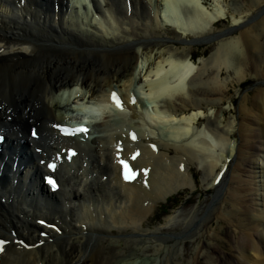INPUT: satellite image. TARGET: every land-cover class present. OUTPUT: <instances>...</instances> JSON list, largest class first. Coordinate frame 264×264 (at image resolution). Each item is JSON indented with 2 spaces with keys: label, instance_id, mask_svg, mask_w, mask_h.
Listing matches in <instances>:
<instances>
[{
  "label": "bare ground",
  "instance_id": "1",
  "mask_svg": "<svg viewBox=\"0 0 264 264\" xmlns=\"http://www.w3.org/2000/svg\"><path fill=\"white\" fill-rule=\"evenodd\" d=\"M104 1L110 18L101 19L103 24L97 20L99 28L94 22H76L75 12L67 16L66 0H0V130L7 127L10 132L9 147L5 156H0V164L6 160L0 170V264H133L135 251L145 253L150 248L160 262L166 254L173 257L179 241L185 238L179 234V243L174 239V245L167 247L156 237L161 228L173 226L178 215L166 216L163 226L153 230L143 224L160 200L195 186L190 168L193 163L203 169L202 181L210 180L204 190L217 187L213 184L217 172L234 152L230 137L235 121L222 126L224 113L218 116L220 111L214 110L207 116L205 129L197 132L195 129L204 121L201 110L204 105L214 106L226 99L228 83L240 85L250 77L251 70L255 77H264V70L259 74L264 65V15L254 24H244L264 7V0H214L215 6L209 9L201 5L203 0H170L183 7L185 18L176 21L163 12L161 27L155 24L161 0H154L155 8L146 0ZM227 1L234 2L232 13ZM75 4L80 8V0ZM228 17L229 27L238 34L225 39L222 30H215V24ZM85 25L92 28L88 30ZM169 25L176 30L173 41L160 31ZM185 37L183 43L179 42L182 50L173 49L174 41ZM215 39L218 43L214 50L195 68L191 61L195 59L194 46L204 51ZM159 46H164L161 52L152 49ZM244 58H252V66ZM112 90L123 97L124 111L114 105L109 95ZM131 92L136 101L133 106ZM256 92L248 113V97H244L242 122L235 131L242 141L238 154L246 157L244 167L236 169L240 174L234 176L236 185L231 192L222 195V184L212 195L213 204L222 205L229 197L232 205L221 232L228 256L212 254L209 222L224 217L219 210L197 233L209 237L196 253L198 260L203 257L201 264H264V236L259 230L264 226V157L263 165L253 158L258 151L264 152V89ZM143 99L158 103L154 113L137 110ZM174 99L184 103H180L183 107L172 109L170 102ZM89 102L100 107L97 112L102 115L99 124L92 127L96 134L90 130L86 142L61 138L54 124L70 120L59 116L61 110L78 105L87 109ZM109 111L130 119L123 116L114 123ZM187 111L199 112L175 121L177 115ZM144 117L148 119L147 128L132 125L135 120L142 124ZM32 126L38 128L40 139L26 138ZM131 128L138 134L136 141L130 139ZM25 138L21 144L20 139ZM134 150L139 155L136 160L131 156ZM16 157L17 169L12 173ZM64 157L71 161H64ZM44 159L58 163L53 172L61 185L59 193L49 194L41 186L39 178L45 166L39 163ZM121 161L131 163L139 172L137 180L120 178ZM74 166L71 173L68 168ZM16 174L21 181L16 188L24 194L22 198L11 190ZM242 174L245 179H241ZM249 204L262 207L256 209L258 215L255 211L251 214ZM193 214L191 210L184 220ZM120 235L123 239H118ZM106 236L112 237L108 240L111 245L123 240L124 248L112 256L107 255L108 249L89 250ZM128 246L131 256L125 255Z\"/></svg>",
  "mask_w": 264,
  "mask_h": 264
},
{
  "label": "rangeland",
  "instance_id": "2",
  "mask_svg": "<svg viewBox=\"0 0 264 264\" xmlns=\"http://www.w3.org/2000/svg\"><path fill=\"white\" fill-rule=\"evenodd\" d=\"M146 1H148L149 3L151 2L150 3L151 7L155 8L154 7L155 4L151 0H146ZM203 1H205L206 8H208V9L213 8L215 6V4L217 3V0H215L216 3L214 2V0H203ZM225 3H226V5L228 4L227 7L229 9V12L232 13L233 11L231 9H235V5L233 4L234 2L227 1ZM263 15H264V7L258 8L256 13L253 14L251 16V18L249 17L244 24H248V25L254 24ZM158 19H159V21H158ZM162 21H163L162 18L161 17L159 18V15H158L156 17L155 24L158 23V25L160 24L159 27H161V26H163V24L160 23ZM230 23H231V18L228 17V19L216 23L215 24L216 28L215 27L214 28H215V30H218V31L222 30L223 31V34H225L223 38H225V39L234 38L238 34V31L234 30L233 27H229ZM84 24H87V22ZM228 27L230 28V30L226 29ZM84 28L90 29L92 27L89 25L88 26L85 25ZM160 31L164 35H167V37H169L170 41H173V39L171 40V38L175 37L176 30H174V29L172 30V27L170 25L168 26V28L166 27V29L164 28V29H161ZM185 39H186V37L182 39L183 41H174L176 43V45L174 46L173 49L177 48L181 51L182 46L180 44H181V42L183 43L185 41ZM179 42H180V44H179ZM217 43H218V40H216V39L213 40L212 43L204 51L202 50L201 46H194V50H193L194 52L193 53L195 54V59H196L194 61V67L195 68H196V66H198L200 64L201 60L202 61L206 60V58L209 57L211 52L216 47ZM163 48H164V46H161V47L159 46V47H153L152 49L158 50L161 52V50H163ZM138 51H141L140 48ZM142 53L143 52L140 53L141 57L144 56ZM201 58H203V59H201ZM244 59L248 60V65L252 66V64H253L252 58H244ZM257 59L258 58L254 59L255 62L259 61V59H258V61H257ZM141 60L142 59L140 58L137 61L138 65L141 62ZM263 66L264 65L262 64L260 67V72H259L260 75L262 74V72L264 70ZM137 70H135V71H137ZM248 74L250 77H248L240 85H232V84L228 83L229 93H228L226 99L220 101L217 105L214 104V106L204 105V109H202L201 110L202 113H200V114H202V118H204V121H202L200 123L201 125L198 129H195L197 132L205 129V122H206L207 116L209 118L210 115H212L214 110L220 111V113L216 112L218 116L219 115L221 116V112L224 113L223 116H221L222 120H223V122L221 123L222 126L223 125L225 126V124L228 122L235 121V124L233 125V128L231 129V131L233 133L230 137L231 145L234 148V152H233V155L231 157H229V159H228L229 160V162L227 164L228 167H227V169H226V171L222 177V182L219 181L218 184H220V185H217V187L214 189L204 190V187H205L204 185L209 184L210 180L203 182L202 181V178L204 176L203 175V169H201V168L199 169L200 166L198 165L197 162L195 164L193 163V166L191 165L190 168H191V172L194 176V180L196 183L195 186L192 188L188 186L187 188L182 189V190L178 191L177 193H172L171 196L167 198V200H164V199L160 200L158 203H156L154 209L152 210V214H150L148 216L147 224H143L145 229L147 228V229L153 230L155 228H160L161 225L163 226V224H164L163 222H164V219L166 216L170 217L172 215H178L179 219L176 221V223L168 229L167 228H163V229L161 228L160 233L156 237L157 239H161L162 241L164 240L163 242L166 246L168 245L167 247H170L171 245L173 246L175 241H177V243L180 242L179 245L177 246L176 250L174 251L173 257H172V254L168 252L169 254L164 255V258L160 262L158 257L154 256L155 253L152 251V248H150V250L146 251L145 253H143L142 250L141 251L137 250V251H135L133 256H131L129 253L131 249H130V246H128L127 249L125 250V253H126L125 255L131 256V258H132L131 260H133V264H171V263L176 264L178 262H179V264H201L203 257H202V260H198L196 258L197 257L196 253H197L198 249L200 248L201 244L205 240H208L209 237H207L206 234H204L203 232H200L199 235L201 234V237H202L201 238L197 235V233L206 224V222H209L213 218L214 215L219 214V210H220V213L225 214L224 217L221 220L215 219V220L209 222V224L211 225V231H212V233L210 231V243L211 244L213 243L212 248H214V250L212 251V254H214V255L222 254L224 257L228 256V254H227L228 249L225 246L227 244V241L225 240V237L223 236V233L221 234V232H222L223 227L226 226L225 220H226V218H228V215L230 214V212L232 210V205H230L229 197L227 198V202H224L222 204L223 206L219 205L218 202L213 204L212 203V195L219 189V187L222 184H223L222 185L223 188H222V192H221L222 195H224V193H226V192H231L232 187H234L236 185V183H233V181H235L234 179H236L235 177L238 176V173L240 174V171H238L236 169H238V167H244L243 163H245L244 159L246 157L245 156L243 157L242 155L239 156V154H238V150L240 149V147H242V144H241L242 141L239 140V134L237 132H235L236 129L239 128L238 127L239 122H242V119H241L242 116L240 115V110H241V106H242L241 104H243V105L245 104V100H244L245 98L244 97L247 96L248 102H246L245 107H247L246 113H248L252 107V102H253L252 100L254 98V95L257 94L256 91L264 89V77H255L252 73V70ZM133 75H132V77H133ZM232 75L233 74L231 73V76ZM137 76H138V74L135 73V77H137ZM224 77H225V74H224ZM115 87L116 86H114V88ZM115 89H118V88L116 87ZM49 94H51V93H49ZM142 96L145 97L144 95H142ZM228 98H229V100H228ZM180 103H181V101H179V100L177 101L176 99H174L173 101L170 102V107L172 109H177V108L182 106L181 104H184V103H181V104ZM147 104H148V107L145 110L147 113H152V111L154 110L153 108H156V106L158 105V103H154L152 101H147ZM151 105H152V107H151ZM78 107H80V106L78 105V106L70 107V108L66 107L65 109L61 110V113L59 114V116L60 115H64L67 117L74 116L75 114H78V111L75 112V109H77ZM137 110L139 112L144 111L140 107V105H138ZM198 112L197 111H187V113L184 115L179 114L180 116L177 115L175 121H180L183 118L194 117L195 115L192 113L196 114ZM110 113H111V120L114 123L120 122L121 119L123 118L122 115L120 116L117 113H114V112H110ZM153 113H154V111H153ZM144 118L147 119V117H144ZM128 119H130V117ZM219 121H221V120H219ZM134 122H137V120H135ZM141 123L142 124L140 126H139V124L137 126L135 123L132 125L135 126V128H142V126L145 125V121H143ZM146 128H147V126H146ZM212 141H214L213 138H212ZM238 147H239V149H238ZM235 148H237V149H235ZM90 153L92 155V152H90ZM263 157H264V152L258 151L253 158H255L254 160H256V162H258L261 165L263 162ZM258 159H260V160H258ZM236 171H238V172H236ZM231 178H233V179H231ZM242 178L245 179V176L243 175L241 177V179ZM255 181H259V179H256ZM256 183H258V182H256ZM256 183H254V184H256ZM237 185L239 186V184H237ZM251 187H253V184ZM253 193L254 192H252V195H251L252 198L255 196V194L253 195ZM227 195H228V193H227ZM227 195L225 196V200H226ZM221 198H223V197L221 196ZM213 205L215 207H213ZM217 205L219 207H216ZM248 206L250 208L249 210H251L253 208L251 210L252 215L254 214L253 213L254 211H255L256 215H258V211L256 212V209L260 210L262 208L261 206L260 207L259 206H252L251 204H249ZM254 207H256V208H254ZM191 210L194 211L192 218L185 221L184 218L187 217L188 213ZM216 210H218V211L216 212ZM181 213H182V215H181ZM168 217H166V218H168ZM182 220H184V222H182ZM231 223L233 224V221ZM231 227H232V225H231ZM185 229H186V232H185ZM259 230H260V234H263V236H264V226L260 227ZM259 230H258V233H259ZM215 231L217 233H216L215 238H214ZM256 232L257 231L255 230V232H252V233H256ZM179 234H180L181 238H185V239L178 242V239H180V238H178V237H180V236H178ZM100 236H102V235H100ZM100 236H98V237H100ZM164 236H166V237H164ZM185 236L187 238L188 237L189 238L186 239ZM101 238L102 239L104 238L102 243L100 245H98V243H96L95 245H92V249H91V247H89L90 251L94 252V249H95V251H98L100 249H102V250L108 249L109 253L107 255L112 256V254L114 252L119 251V249L121 247L124 248V246H125L123 240H118V242H117L118 244L111 245L109 241L111 240L112 237L106 236V237H101ZM114 238L116 239L115 236H114ZM118 239H123V236L118 237ZM174 239H176V240L174 241ZM180 244H181V246H180ZM95 246L97 248H95ZM132 249H136V246H134V247L132 246ZM100 256L103 257L104 253L101 252ZM152 259H154L155 262L151 263L150 261ZM131 260H130V262H131ZM197 260L199 262H197Z\"/></svg>",
  "mask_w": 264,
  "mask_h": 264
},
{
  "label": "snow or ice",
  "instance_id": "3",
  "mask_svg": "<svg viewBox=\"0 0 264 264\" xmlns=\"http://www.w3.org/2000/svg\"><path fill=\"white\" fill-rule=\"evenodd\" d=\"M111 99H112L113 103L117 106V108L121 107L120 100L117 98L115 93L112 94ZM135 102H136L135 99H133L132 103H135ZM62 131L66 135H75L77 132H86L87 129L86 128H78V129H75L72 131H69L68 129H62ZM133 139H135L134 136H133ZM132 158L135 159V156H133ZM121 163H123V162L121 161ZM124 167H125V179L134 178L128 174L127 165H124ZM49 183H53V182L51 180H49ZM0 247H2V243H0Z\"/></svg>",
  "mask_w": 264,
  "mask_h": 264
}]
</instances>
